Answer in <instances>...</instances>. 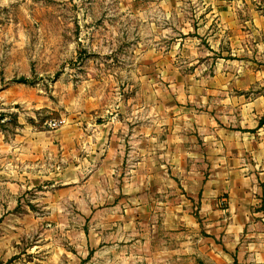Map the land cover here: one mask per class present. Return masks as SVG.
I'll return each mask as SVG.
<instances>
[{
    "label": "rangeland",
    "instance_id": "obj_1",
    "mask_svg": "<svg viewBox=\"0 0 264 264\" xmlns=\"http://www.w3.org/2000/svg\"><path fill=\"white\" fill-rule=\"evenodd\" d=\"M252 11L254 0H0V264H219L205 258L224 237L211 229L235 198L205 186L264 116L240 129L211 85L264 66L239 34Z\"/></svg>",
    "mask_w": 264,
    "mask_h": 264
},
{
    "label": "crops",
    "instance_id": "obj_2",
    "mask_svg": "<svg viewBox=\"0 0 264 264\" xmlns=\"http://www.w3.org/2000/svg\"><path fill=\"white\" fill-rule=\"evenodd\" d=\"M234 21L235 24L238 22L237 19ZM248 23H250L249 31L240 30L239 34L245 37L254 36V49L264 52V0H254V11ZM246 69L250 73L242 70L239 78L230 80L222 78L221 81L217 79L211 86L218 90L221 89V94L215 89L213 93L222 95V103L226 106L231 104L234 113L225 112L227 116L240 118V129L250 131L257 128L258 120L264 116V111L258 109L255 104L264 102V66L256 62H248ZM248 133L235 134L232 139L235 149L231 146L226 155L216 161L218 166L222 165L219 172L214 175L213 182L210 183L216 185L205 186L215 196L226 193L235 198L229 210L230 218L223 222L222 228L219 222L218 227L214 225L211 229L224 232V237L217 241V246L221 248L219 253L215 254L213 250L205 257L206 262L264 264V212L259 208L264 204V178H262L264 176V126L257 131L254 137H249ZM239 146L240 150H238ZM248 159H250L249 163H247ZM227 162H232V168L226 167ZM72 180L75 183H81L78 177ZM259 181L262 182L261 187H259ZM71 183L66 180L67 185ZM156 239L157 237H152L149 241L153 242ZM206 244L213 245L216 242L212 240L211 243ZM178 251L180 248L168 250L165 253L160 252V255L155 258L165 255L168 258L166 260L172 261L178 256Z\"/></svg>",
    "mask_w": 264,
    "mask_h": 264
}]
</instances>
